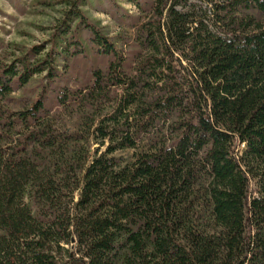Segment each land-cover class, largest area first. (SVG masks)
I'll use <instances>...</instances> for the list:
<instances>
[{
  "label": "trees",
  "instance_id": "16d2710c",
  "mask_svg": "<svg viewBox=\"0 0 264 264\" xmlns=\"http://www.w3.org/2000/svg\"><path fill=\"white\" fill-rule=\"evenodd\" d=\"M126 1L0 59V264H264V0Z\"/></svg>",
  "mask_w": 264,
  "mask_h": 264
},
{
  "label": "rangeland",
  "instance_id": "374dc122",
  "mask_svg": "<svg viewBox=\"0 0 264 264\" xmlns=\"http://www.w3.org/2000/svg\"><path fill=\"white\" fill-rule=\"evenodd\" d=\"M71 0H0V59L19 54V51L44 45L54 27L63 18V12ZM88 0L82 9L111 36L120 32L132 34L129 28L121 29L111 17V9L118 7L135 15V6L126 0ZM41 77L33 78L28 85L14 92L8 103L10 109H19L35 98ZM121 154V153H120ZM130 157L131 152L122 153Z\"/></svg>",
  "mask_w": 264,
  "mask_h": 264
},
{
  "label": "built area",
  "instance_id": "2783aa9c",
  "mask_svg": "<svg viewBox=\"0 0 264 264\" xmlns=\"http://www.w3.org/2000/svg\"><path fill=\"white\" fill-rule=\"evenodd\" d=\"M243 147H244V145L241 146V148H243Z\"/></svg>",
  "mask_w": 264,
  "mask_h": 264
}]
</instances>
